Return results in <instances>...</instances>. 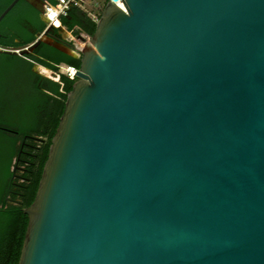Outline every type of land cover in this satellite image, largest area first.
I'll return each instance as SVG.
<instances>
[{
    "label": "water",
    "instance_id": "obj_1",
    "mask_svg": "<svg viewBox=\"0 0 264 264\" xmlns=\"http://www.w3.org/2000/svg\"><path fill=\"white\" fill-rule=\"evenodd\" d=\"M121 2L80 51L17 264H264V0Z\"/></svg>",
    "mask_w": 264,
    "mask_h": 264
},
{
    "label": "trees",
    "instance_id": "obj_2",
    "mask_svg": "<svg viewBox=\"0 0 264 264\" xmlns=\"http://www.w3.org/2000/svg\"><path fill=\"white\" fill-rule=\"evenodd\" d=\"M12 1L0 0V14ZM43 1L55 4V0ZM60 25L74 35L83 32L91 37L95 30V24L77 9L61 17ZM44 28L38 13L24 0L0 21V112L12 111L0 113V149L5 148L0 167V264L18 262L27 225L23 209L35 197L66 95L75 81L61 75L54 82L33 72L32 67L37 64L55 73L60 65L77 70L80 64L79 58L41 42L30 53H14L32 44L34 33ZM49 32V38L72 50L70 43Z\"/></svg>",
    "mask_w": 264,
    "mask_h": 264
},
{
    "label": "built area",
    "instance_id": "obj_3",
    "mask_svg": "<svg viewBox=\"0 0 264 264\" xmlns=\"http://www.w3.org/2000/svg\"><path fill=\"white\" fill-rule=\"evenodd\" d=\"M109 1L118 8L123 9L121 0H116L115 2L112 0H55V4L43 1L42 17L46 21L45 30L55 29L62 35L63 39L67 40V42L72 45V51L75 54V58H79L80 51L84 48L86 42L91 37L83 32H79L77 35L68 32L60 25V18L66 16L69 10L77 9L95 24L98 21L104 6ZM24 49H27V47ZM20 51L21 50H17L14 52L19 53ZM58 68L61 69V66ZM67 78L70 80L75 79L74 77L71 78L69 76H67Z\"/></svg>",
    "mask_w": 264,
    "mask_h": 264
},
{
    "label": "bare ground",
    "instance_id": "obj_4",
    "mask_svg": "<svg viewBox=\"0 0 264 264\" xmlns=\"http://www.w3.org/2000/svg\"><path fill=\"white\" fill-rule=\"evenodd\" d=\"M122 8L124 9V6H122ZM42 40L44 42H50V40L45 38V37H42ZM62 50H64V52H66L69 55L75 56L74 52L69 48H64V49L62 48ZM33 69L45 77L51 78L52 80H55V81H58V75L53 74L47 68H44V67L37 65V64H34ZM60 70H61V73H64L71 78L75 76V70L71 67L61 66Z\"/></svg>",
    "mask_w": 264,
    "mask_h": 264
},
{
    "label": "flooded vegetation",
    "instance_id": "obj_5",
    "mask_svg": "<svg viewBox=\"0 0 264 264\" xmlns=\"http://www.w3.org/2000/svg\"><path fill=\"white\" fill-rule=\"evenodd\" d=\"M20 1V0H19ZM27 4H29L37 13H38V16H39V19L41 20V17H42V12H39V10H42V3H43V0H24ZM45 25V24H44ZM46 26V25H45ZM31 30V32L33 33L34 32V30H33V28H31L30 29ZM50 30L48 29V30H45V28H44V30L41 32V33H34L35 34V38H34V41L33 42H35V41H42V37H45V38H47V39H50V40H52L51 38H49L48 36H47V34H48V32H49ZM49 33H51V34H53V35H55L56 37H58V38H60V39H62L63 41H65V42H67V40H65V39H63L62 38V35L61 34H59L57 31L56 32H49ZM38 42V43H39ZM41 43H43V42H41ZM34 66V65H33ZM32 70H33V67H32ZM34 72V71H33ZM37 74V73H36Z\"/></svg>",
    "mask_w": 264,
    "mask_h": 264
},
{
    "label": "rangeland",
    "instance_id": "obj_6",
    "mask_svg": "<svg viewBox=\"0 0 264 264\" xmlns=\"http://www.w3.org/2000/svg\"><path fill=\"white\" fill-rule=\"evenodd\" d=\"M89 7V6H88ZM22 56V55H21ZM70 56V55H69ZM34 70V69H33ZM38 73V72H37ZM53 73V72H52ZM53 74H55V75H59V76H65V77H67L64 73H61V70L58 68V70H57V72H55V73H53ZM38 75H40V76H42V77H44V78H47L48 80H51V81H54V82H58L59 81V78H58V81H55V80H52L51 78H48V77H45V76H43V75H41V74H39L38 73ZM8 76H10V75H8ZM5 78H6V76H5ZM10 79H13V76H10ZM5 80H7V79H5ZM12 87L13 86H16V85H11ZM18 101L19 100H17V105H18ZM9 105V104H8ZM8 105H7V107H8ZM20 105V104H19ZM12 106V105H11ZM2 113H6V114H10L12 111H10V110H7V111H1ZM0 112V113H1ZM5 122V121H4ZM9 122V121H8ZM5 148H3V150L1 151V149H0V167L3 165V160H4V156H5Z\"/></svg>",
    "mask_w": 264,
    "mask_h": 264
}]
</instances>
